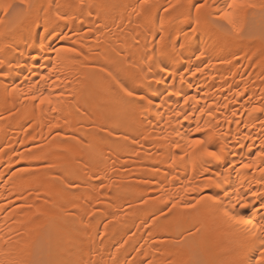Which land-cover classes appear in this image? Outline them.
<instances>
[{"label":"bare ground","instance_id":"6f19581e","mask_svg":"<svg viewBox=\"0 0 264 264\" xmlns=\"http://www.w3.org/2000/svg\"><path fill=\"white\" fill-rule=\"evenodd\" d=\"M254 2L237 31L211 9L197 13L203 0H3L5 252L23 264H254L259 240L207 200L249 189L258 208L251 191L264 190L259 171L239 167L264 145V112L252 111L264 108V0ZM59 47L80 54H61L62 102L42 111L24 93ZM197 121L205 132L193 136L223 147L224 161L204 164L175 135ZM226 168L223 188L199 191Z\"/></svg>","mask_w":264,"mask_h":264},{"label":"snow or ice","instance_id":"6c2138e0","mask_svg":"<svg viewBox=\"0 0 264 264\" xmlns=\"http://www.w3.org/2000/svg\"><path fill=\"white\" fill-rule=\"evenodd\" d=\"M21 3H23V0H21ZM0 6H3L4 10L7 11L8 7L11 5H4L3 0H0ZM191 6L195 8L197 13L201 12L203 9H211L212 11L219 13V18L227 20L230 24H232L234 29H236V18L246 15L249 10L257 7L254 0H224V3L220 5H217L215 0H213L211 5L208 4V0H203V3H195ZM261 7H264V4H262ZM57 18L67 19V17L60 16ZM236 30L239 31V29ZM59 39L68 40L71 39V37L67 34H64L59 36ZM75 43L76 41H73V44ZM50 51L56 54V56L50 60L51 66L47 68L46 74L33 73V75H37L38 78L36 80H31L29 78L28 88L24 95L25 99L30 101L34 108L40 109L42 111L50 109L52 112H56L58 111L57 104L62 102V97L64 95L63 92H57V88L61 83H64V81H61L58 77L55 79L53 78L59 70L60 61L62 59L61 54L66 53L70 54L71 56H78L80 53L75 47L52 48ZM46 59L48 58L46 57ZM4 64L5 62L0 60V76H7L8 72L11 70V67L9 66L8 71H5ZM12 91H16V88L13 87ZM127 95L131 96L133 93L127 92ZM169 95H171V93H169ZM192 99H195V97H192ZM149 103H151V101H149ZM185 103H187V100H185ZM252 111L264 112V108H253ZM200 112L203 113L204 109L201 108ZM210 114L211 113H209V115ZM174 115L179 118L181 113L175 112ZM191 115L192 113H184L183 119L187 121ZM233 115H235V113ZM173 131L176 136L185 141L188 149L192 151L199 149L198 155L204 164H210L213 161L222 162L225 160V152L223 147H220L218 150H216L211 138L205 140L193 136L194 133L205 132V128L200 126L199 121H197V124L194 128H190L184 133H180L176 130ZM168 137L169 133L165 131V135L157 137V139L167 140ZM210 145L212 147H210ZM172 146L176 148L181 147V145L178 143H173ZM241 147L244 146L241 145ZM233 155H235V153H233ZM232 166V163H228V168H231ZM239 167L246 170L250 169L254 172L259 171L261 176L257 183L264 184V145H262L261 149L254 155H252L251 147H249V158L246 162L241 163ZM207 171L208 168L205 167V172ZM223 175L225 177L223 182H217L211 177L205 178L203 188H200L199 191H203L204 188L211 186L223 188V183L227 182V168L225 169ZM186 190L197 191L195 188ZM248 191L249 189H245L244 192H241L240 188H236L233 190V194L230 196L229 191L225 189L223 192V198L218 196H208L207 200L218 206V210L222 212L223 215L230 221L234 222L236 225L243 226L242 230L248 235L249 238L253 240H259V256L254 258V264H264V217H261V222L257 224L251 217H246L240 214L238 211V209L251 208L253 212L258 214L260 210H264V190L251 191V196L259 201L258 208L253 206V204L246 199V193ZM225 199H227V203H225ZM197 203H200V201L197 200ZM10 243V240H5L3 229L0 228V264H23L21 260L13 258L11 249H9L8 252H5L4 245Z\"/></svg>","mask_w":264,"mask_h":264}]
</instances>
